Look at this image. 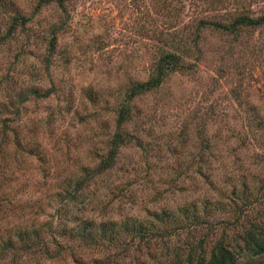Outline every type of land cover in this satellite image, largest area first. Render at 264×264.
I'll return each instance as SVG.
<instances>
[{
	"label": "rangeland",
	"instance_id": "obj_1",
	"mask_svg": "<svg viewBox=\"0 0 264 264\" xmlns=\"http://www.w3.org/2000/svg\"><path fill=\"white\" fill-rule=\"evenodd\" d=\"M240 12L264 0H0V235L40 224L48 242L0 264H197L220 239L249 261L242 233L264 228V23L200 22ZM15 14L31 20L8 29ZM174 43L185 68L133 98L130 140L95 172L130 84ZM85 216L107 221L105 242L74 234Z\"/></svg>",
	"mask_w": 264,
	"mask_h": 264
},
{
	"label": "trees",
	"instance_id": "obj_2",
	"mask_svg": "<svg viewBox=\"0 0 264 264\" xmlns=\"http://www.w3.org/2000/svg\"><path fill=\"white\" fill-rule=\"evenodd\" d=\"M62 3L64 0H56ZM30 16L15 14L12 16V21L9 24V28H13L15 24L25 26L30 21ZM204 25L213 26L216 29L228 31L232 34H237L242 26H258L264 23V13L260 15H250L246 12H240L234 15L233 18L222 20H201ZM55 35L53 34L49 40L50 54L54 51ZM170 47L162 48L157 59L153 63V70L147 79L141 81H133L126 93V100L120 105L117 112V126L113 131L110 141V147L95 166V172H99L109 168L115 158L117 149L120 145L130 140V135L125 131L124 125L132 117V100L133 98L147 90L158 87L164 80V77L175 70H181L185 68L186 62L183 61V55L181 54V48L178 44H170ZM47 55L44 56V61H47ZM53 89L45 88L41 89L39 86L30 89L34 95L47 96ZM20 139V138H19ZM21 141V139H20ZM2 143V144H1ZM21 143V142H20ZM16 142V145L20 144ZM5 142H0V151L4 150ZM2 156V155H0ZM4 169L2 168V171ZM4 172V171H3ZM2 172V173H3ZM1 174V173H0ZM90 175H86L83 179L89 178ZM134 233L140 232L143 225L136 223L132 225ZM75 235L80 236L82 240L89 245H100L107 239V234L110 231L107 221H101L98 226L92 223V219L89 216H85L81 223H75L72 227ZM42 225H28L15 228L12 232L7 233L3 238L0 235V255L6 252H31L36 248H44L46 251V242L43 237ZM45 235V234H44ZM52 238V237H51ZM56 241L55 238H52ZM242 248L250 256L249 261L245 264H254L251 260L253 257L264 253V228L251 225L248 229L243 231ZM59 246L57 242V247ZM230 245L223 240H219L215 246L212 247L210 254L206 260L200 259L197 264H232L236 258V250L229 248Z\"/></svg>",
	"mask_w": 264,
	"mask_h": 264
}]
</instances>
